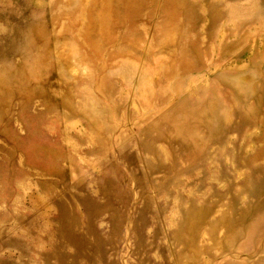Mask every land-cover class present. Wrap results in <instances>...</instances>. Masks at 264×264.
I'll list each match as a JSON object with an SVG mask.
<instances>
[{"label": "rangeland", "instance_id": "obj_1", "mask_svg": "<svg viewBox=\"0 0 264 264\" xmlns=\"http://www.w3.org/2000/svg\"><path fill=\"white\" fill-rule=\"evenodd\" d=\"M0 264H264V0H0Z\"/></svg>", "mask_w": 264, "mask_h": 264}, {"label": "crops", "instance_id": "obj_2", "mask_svg": "<svg viewBox=\"0 0 264 264\" xmlns=\"http://www.w3.org/2000/svg\"><path fill=\"white\" fill-rule=\"evenodd\" d=\"M110 222H111V220H110ZM81 225V222L80 221H78L77 223H75V225H74V227H76V226H80ZM86 226H92L91 224H88L87 223V225ZM75 230V232H76V235H75V242L77 243H79V242H86L87 241V239H86V231H81V230H79V229H74ZM66 243H70V242H66ZM70 244H72V243H70ZM75 245V244H74ZM79 246H76V248H78ZM78 252H80V251H78ZM76 255V254H75Z\"/></svg>", "mask_w": 264, "mask_h": 264}, {"label": "bare ground", "instance_id": "obj_3", "mask_svg": "<svg viewBox=\"0 0 264 264\" xmlns=\"http://www.w3.org/2000/svg\"><path fill=\"white\" fill-rule=\"evenodd\" d=\"M167 1V3L169 4L170 2L172 3L173 2V0H166Z\"/></svg>", "mask_w": 264, "mask_h": 264}]
</instances>
